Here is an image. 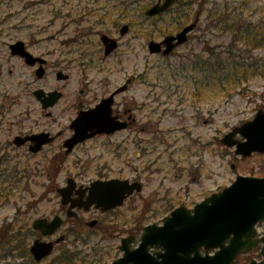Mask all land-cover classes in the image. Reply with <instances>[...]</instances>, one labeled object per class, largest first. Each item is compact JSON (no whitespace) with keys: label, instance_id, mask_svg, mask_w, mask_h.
I'll use <instances>...</instances> for the list:
<instances>
[{"label":"rangeland","instance_id":"374dc122","mask_svg":"<svg viewBox=\"0 0 264 264\" xmlns=\"http://www.w3.org/2000/svg\"><path fill=\"white\" fill-rule=\"evenodd\" d=\"M116 1L118 7L108 13L105 0H0V157L5 158L0 164V264H28L14 248L13 231H2L1 224L17 216L30 222L55 214L65 218L58 189L69 178L78 186L112 178L143 185L105 215L113 223L103 234L92 229L75 234L69 223L61 228L64 244L84 250L90 262L91 246L119 243L137 225L139 232L161 225L175 208L194 207L238 175L264 177V153L241 157L236 147L221 142L264 109V46H249L237 36L241 26L264 25V0H179L156 17L145 15L156 0ZM131 2L134 6L124 13ZM221 12L239 24L222 23L214 15ZM193 22L188 41L170 56L149 51L151 40L161 41ZM125 24L130 29L122 36ZM102 34L119 40L109 55ZM20 40L47 59L43 78L38 66L11 52L10 45ZM217 57L236 58L248 67L246 73H214ZM59 71L69 77L58 79ZM125 84L115 95L113 114L131 124L88 139L67 154L64 142L74 133L70 126L78 112L96 107ZM38 89L60 90L63 97L45 109L34 94ZM42 132L55 139L39 152L30 150V142H14L16 136ZM256 229L263 236L264 222ZM8 245L11 255L5 256ZM259 245L235 264L264 260ZM51 260L40 264H56Z\"/></svg>","mask_w":264,"mask_h":264},{"label":"water","instance_id":"95a60500","mask_svg":"<svg viewBox=\"0 0 264 264\" xmlns=\"http://www.w3.org/2000/svg\"><path fill=\"white\" fill-rule=\"evenodd\" d=\"M178 0H157L148 10L147 16H156L169 10ZM196 27L190 23L180 32L166 36L162 41L151 40L149 51L152 54L162 52L170 55L176 47L188 40V35ZM129 31V25L121 28V35ZM101 40L105 46V55L114 52L119 44L116 38L103 34ZM163 46L164 49H163ZM14 55L24 58L31 66L38 62L41 66L37 70L41 78L45 74L44 58L33 55L24 41H17L10 45ZM69 75L58 73L59 79H67ZM127 84L121 86L109 97L104 98L96 107L83 110L74 119L72 128L74 134L64 145L66 153L73 151L74 147L97 134H113L127 127V122L119 120L113 115L114 97L125 90ZM36 97L42 102L45 109L53 107L61 99L62 93L58 91L45 92L38 89ZM241 135L244 140L237 138ZM54 138L49 133L34 134L32 136H17L15 143L22 145L28 140L34 144L30 149L33 152L41 150L44 144ZM221 142L228 147H236V154L243 157L251 156L254 152L264 153V109H259L252 120L234 127L225 134ZM142 190L138 181L130 182L128 179L113 178L109 180H95L87 187L76 189V182L69 178L67 185L59 188L62 203L69 204V216H73L76 204L72 202L73 193L86 194L88 197L78 205L88 209L92 205L104 211L112 210L124 204L125 200L135 192ZM264 221V177L238 175L235 181L222 191L213 193L202 202L197 203L193 209L180 206L164 218L163 225H148L142 235L141 246L130 250L131 238H124L122 243L126 256L113 264H234L241 253H247L259 243H263L259 255L264 256V234L256 238V225ZM62 218L56 215L52 220L39 218L34 222V228L44 235L54 233L61 225ZM60 241V239H59ZM54 243L36 240L31 248L37 260L50 255ZM152 246L162 247L163 252L152 255L149 249ZM204 247L206 255L200 250ZM216 249L214 254L209 250ZM250 264H264V260H251Z\"/></svg>","mask_w":264,"mask_h":264},{"label":"flooded vegetation","instance_id":"af4514ba","mask_svg":"<svg viewBox=\"0 0 264 264\" xmlns=\"http://www.w3.org/2000/svg\"><path fill=\"white\" fill-rule=\"evenodd\" d=\"M127 123H128L127 125L128 127L131 124V122L127 121ZM72 124L73 121L70 126L71 130H73ZM53 138L55 139L54 136ZM4 160H5L4 157H0V164ZM87 197H88L87 193L81 195L75 192L71 195L72 202L76 204V207H74L73 211H71V214L73 216H69L70 203L69 204L62 203L63 204L62 209L66 210L65 212L66 217L64 218L60 214L54 215V216L59 215L62 218L63 223L54 233L50 235H44L41 231L34 228V222L37 220V218L34 219L33 222L32 221L30 222L28 220L21 221L19 219V216H17L16 220H14L13 222L2 223L1 230L5 232L13 231L14 235L17 237L16 238L17 244H15L14 248L20 251L21 257L26 259L28 264H34V263L40 264L45 260H48L49 258H52L53 260L51 261H53L56 264H87V262L88 264H100V263L113 264L125 256V250L123 249L124 244L122 243V241L124 238H128V237L131 238V242L129 244L130 250L133 251L137 249L140 245L141 235L143 233V229L145 226L139 232L138 230L140 227H138L137 225L136 227L133 228V230H131L129 235L124 237L122 236L119 243H109V244L99 243L96 244V246H91L90 250L92 253L89 254V257L93 256L94 259L90 262L87 260V258H84L85 256L87 257V255L84 254L85 253L84 250L68 248V245L64 244L67 238L65 234H60V231L61 228L68 223L70 224L71 232L75 234H79V233L84 234L92 230H96L101 234H103L102 230L108 227L109 224L113 223L110 221L107 222L108 219L106 218L105 215L115 211L117 208L111 211H104L102 210V208H99L96 205H92L88 209H85L84 207H80L78 204L81 203V201H85ZM9 198L10 195L6 196V200L9 201ZM61 202H62V198H61ZM92 212L93 214H91ZM94 214H97V216H95ZM44 217L49 220L53 218V217L48 218L46 216H42L38 218H44ZM103 217L104 219L102 220ZM114 230L115 232H119L117 228H114ZM36 240L54 243L50 255H47L41 260H37L31 251V248ZM5 251H6L5 256L11 255V253L9 252L10 251L9 245L5 248ZM155 251L157 252L162 250L158 248H153L151 250V252H155Z\"/></svg>","mask_w":264,"mask_h":264},{"label":"trees","instance_id":"16d2710c","mask_svg":"<svg viewBox=\"0 0 264 264\" xmlns=\"http://www.w3.org/2000/svg\"><path fill=\"white\" fill-rule=\"evenodd\" d=\"M117 2L116 0H105V6L104 9H107L108 13L113 12V10H116V8L118 7L117 5L113 4V2ZM132 4H127L125 7H123V12H129L132 7L134 6V2H131ZM218 11V10H216ZM107 14V12H106ZM215 18L218 16V20L222 21V23L225 21L226 24H228V26L230 27L231 25L234 24H239V19H229V17L227 18L225 15V12H221L220 14H214ZM232 20V21H231ZM237 36L239 38L245 37V41L246 43L250 46H256V47H263L264 46V25H253V24H249L246 27L241 26L240 29H238L237 31ZM229 60H224L221 57H217L215 60L218 61V64L216 65L215 63L212 66V68L214 69L213 72L216 73L217 72H224V71H228V73L230 75H228V77H234V76H238L237 72L240 70H242L244 73H246L247 68L245 66V64H242L241 62L236 61V58L234 57H230L228 58ZM232 59V60H231ZM257 68H262V66H257ZM239 264V263H237Z\"/></svg>","mask_w":264,"mask_h":264}]
</instances>
